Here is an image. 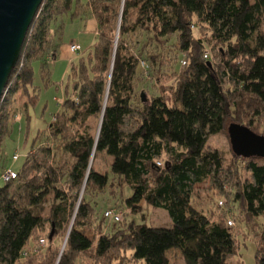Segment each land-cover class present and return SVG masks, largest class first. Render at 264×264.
<instances>
[{
	"label": "trees",
	"instance_id": "trees-1",
	"mask_svg": "<svg viewBox=\"0 0 264 264\" xmlns=\"http://www.w3.org/2000/svg\"><path fill=\"white\" fill-rule=\"evenodd\" d=\"M63 15L95 19L97 39L71 63L48 132L38 134L16 178L0 186V264H172L173 249L186 264H230L244 235L239 223L264 218V158L233 153L228 163L208 141L225 132L229 119L254 132L264 119V0H43L0 102V146L10 111L27 112L37 99L30 92L33 62L50 76L57 57V44L47 55L52 26ZM167 45L186 63L177 67ZM151 74L159 94L144 102L136 84ZM95 117L102 119L99 137L89 123ZM94 152L113 157L112 175L90 168ZM58 153L74 161L57 162ZM205 182L225 206L195 205L196 186ZM125 186L131 210L141 202L164 209L172 225L105 230L124 219L111 222L105 211L100 217L88 196ZM92 218L100 221L90 238L84 224ZM260 226L255 264H264Z\"/></svg>",
	"mask_w": 264,
	"mask_h": 264
},
{
	"label": "rangeland",
	"instance_id": "rangeland-1",
	"mask_svg": "<svg viewBox=\"0 0 264 264\" xmlns=\"http://www.w3.org/2000/svg\"><path fill=\"white\" fill-rule=\"evenodd\" d=\"M57 22L58 23L56 25L53 24L52 26L54 28L53 34L55 37H53V42L49 52L47 53V55H51L52 50L57 44V57L55 60L50 62L51 73L48 80L42 75L41 61L35 60L33 62L34 80L33 85L30 88V92L31 94H37V99L33 104L29 105L27 112H16L15 109L10 111L8 119L9 131L4 136L0 146V174L9 168L14 171H19L22 168L38 134L41 133L43 135L48 132L49 125L54 121L56 114L61 111L63 101L66 97V87L69 83L71 63L76 61L79 56L78 53H71V44H80L83 50H88L97 39V34L94 28V20L92 18L84 20L80 18H71L70 15H63ZM58 24L62 25V30L59 34L56 33L58 32ZM131 44L133 50L136 48L139 49V44L135 41H132ZM154 46L155 41L151 40L148 42L147 49L150 51L155 50ZM168 50L169 45L166 46V55L170 59L175 58L173 52L170 53ZM179 61L180 59L177 61V67H179ZM168 66L169 65L166 64L164 67L167 69ZM157 78L158 76L156 74H151L145 77L143 81L136 84L137 93L140 95L142 92H145L148 98L152 95L159 94L158 84L156 83ZM69 90H72V86H69ZM15 114H17L18 117H15ZM100 122L101 117H95L89 122L92 126L93 132L96 134L99 131ZM232 123L237 122L234 119H229L225 132L219 135L211 136L208 141V145L210 147L217 148L223 152L226 162L228 163L232 162L233 159V151L228 131L229 126ZM255 131L258 134L264 135V119H262L260 126ZM38 143L39 141L35 146H37ZM16 153L19 155V159L14 161L13 156ZM56 161L62 163L73 162L74 159L67 153H58L56 155ZM112 161L113 157L107 155V153H96L93 159V166L102 174L109 173L112 175L110 173V165ZM243 173L246 176H249L247 172L244 171ZM3 184L4 181L0 178V186ZM210 187L211 185L209 182L196 186V196L194 202L196 206L205 209H215L218 205L217 203L224 199L223 197L212 198ZM131 194L132 190L130 187L125 186L122 192L121 189H116V192L111 193L110 189H107L103 193L93 192L88 196L92 202L97 203L96 208L98 209L100 217L103 212L110 207L119 208L125 212L128 211V213L124 216V222H122L121 225L106 226L105 230L108 229V231H110L113 229V232L119 228H126L129 223L131 224L133 222H137L138 224L146 223L150 226L157 227H170L172 225L171 217L164 209H156L141 202L138 211L131 210L124 202L126 198L131 196ZM51 199L52 197H50V200ZM73 221H75V218H73L71 223H73ZM99 221V219L95 220L94 218L90 221H85L84 232L88 237L93 238L94 227ZM260 224L264 227V218L259 219L258 225H250L249 227L239 223L242 228L240 233L244 232V235H240L239 252L236 257H233L230 260V264H255L257 245L254 240V230L259 228L261 231L263 228ZM235 226L237 228L239 227L238 222ZM58 245L60 246V252H62L65 241L63 244L60 243ZM168 257L172 264H186L179 250H170L168 252ZM134 264L144 263L139 262Z\"/></svg>",
	"mask_w": 264,
	"mask_h": 264
},
{
	"label": "water",
	"instance_id": "water-1",
	"mask_svg": "<svg viewBox=\"0 0 264 264\" xmlns=\"http://www.w3.org/2000/svg\"><path fill=\"white\" fill-rule=\"evenodd\" d=\"M42 3L43 0H0V102L5 94L9 78L21 57L29 28ZM141 96L146 102V93L142 92ZM100 130L101 126L97 137ZM228 131L234 154L241 157L264 158V135L239 123H232ZM93 159L94 156L91 158L90 168ZM52 236L53 232L50 237Z\"/></svg>",
	"mask_w": 264,
	"mask_h": 264
},
{
	"label": "built area",
	"instance_id": "built-area-1",
	"mask_svg": "<svg viewBox=\"0 0 264 264\" xmlns=\"http://www.w3.org/2000/svg\"><path fill=\"white\" fill-rule=\"evenodd\" d=\"M70 48L75 53H78L81 50V46L78 45V44H75V43L71 44ZM204 57L206 59H208L209 58V53L206 52L204 54ZM182 63L185 64L186 63L185 60H183ZM18 159H19V155L16 153L13 156V160L17 161ZM159 164H161V163H159ZM14 178H16V171L11 170V169L5 170L2 173V175H1V180L5 181V182L11 181ZM219 205L220 206H225L224 200L219 201ZM127 213H128V211L125 212L122 209L109 208V209L105 210V217L111 222H121L124 219V216ZM228 224L230 226H234L235 225L234 219L232 217H230V216L228 218ZM40 243H41L42 246H44L46 244V240L45 239H41Z\"/></svg>",
	"mask_w": 264,
	"mask_h": 264
},
{
	"label": "crops",
	"instance_id": "crops-1",
	"mask_svg": "<svg viewBox=\"0 0 264 264\" xmlns=\"http://www.w3.org/2000/svg\"><path fill=\"white\" fill-rule=\"evenodd\" d=\"M94 20V28H95V32L97 33V22H96V20L95 19H93ZM77 44V43H76ZM78 45H80V44H78ZM81 46V45H80ZM81 49L83 50V48H82V46H81ZM81 50V51H82ZM70 51H71V53H73V54H76L75 52H73L72 50H71V48H70ZM10 169V168H9ZM12 170V169H11Z\"/></svg>",
	"mask_w": 264,
	"mask_h": 264
},
{
	"label": "bare ground",
	"instance_id": "bare-ground-1",
	"mask_svg": "<svg viewBox=\"0 0 264 264\" xmlns=\"http://www.w3.org/2000/svg\"><path fill=\"white\" fill-rule=\"evenodd\" d=\"M95 155H96V152H94V155L93 156L95 157Z\"/></svg>",
	"mask_w": 264,
	"mask_h": 264
}]
</instances>
